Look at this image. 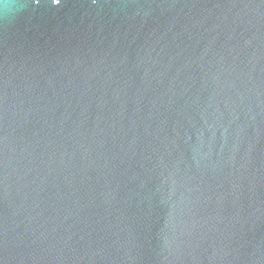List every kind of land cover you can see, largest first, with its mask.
I'll return each mask as SVG.
<instances>
[{"label":"water","instance_id":"95a60500","mask_svg":"<svg viewBox=\"0 0 264 264\" xmlns=\"http://www.w3.org/2000/svg\"><path fill=\"white\" fill-rule=\"evenodd\" d=\"M0 264H264V0H0Z\"/></svg>","mask_w":264,"mask_h":264}]
</instances>
